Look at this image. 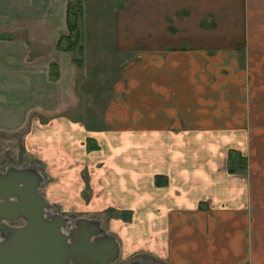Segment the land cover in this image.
Wrapping results in <instances>:
<instances>
[{"label":"crops","instance_id":"obj_1","mask_svg":"<svg viewBox=\"0 0 264 264\" xmlns=\"http://www.w3.org/2000/svg\"><path fill=\"white\" fill-rule=\"evenodd\" d=\"M82 1L77 62L68 0H0V127L43 194L122 259L264 264V0Z\"/></svg>","mask_w":264,"mask_h":264},{"label":"water","instance_id":"obj_2","mask_svg":"<svg viewBox=\"0 0 264 264\" xmlns=\"http://www.w3.org/2000/svg\"><path fill=\"white\" fill-rule=\"evenodd\" d=\"M35 162L0 169V264H116L118 241L99 216L51 210L39 189L45 175ZM144 261L132 255L122 264Z\"/></svg>","mask_w":264,"mask_h":264},{"label":"rangeland","instance_id":"obj_3","mask_svg":"<svg viewBox=\"0 0 264 264\" xmlns=\"http://www.w3.org/2000/svg\"><path fill=\"white\" fill-rule=\"evenodd\" d=\"M89 70H92L91 72L95 71L92 69L91 66H90ZM102 77H104V75ZM84 97H85L84 99L88 102L87 96L85 95ZM91 97H93V95H91ZM98 108H100V107H98ZM31 122H28L27 124H30ZM29 129H30L29 125H27V127L23 128V129H17V130H15V129L14 130H8V129L4 130V129H1V127H0V144H2L3 147H5L7 150L10 151V154H9L10 157L17 158L19 160V162H20V160H22L25 157V155L31 153V152L29 153V150L32 149V144L27 145V149H28L27 152L24 151V149L22 148L24 146L23 141L25 139L26 132ZM22 142H23V144H22ZM41 165H42V168H41ZM41 165L39 167L41 169H43L42 172L45 175L44 181H46V182H43L42 187H45V185H47L49 181H53L55 179H58V177H55V176L51 177V176H49V174L46 173V171L48 170V164H45V162H44V164L41 163ZM50 202L53 204V207L51 208L52 211H59V212L64 213V214H67L70 212V211H68L69 210L68 208L64 207V202L62 199H58V200H54V201L50 200ZM123 259L119 258V260H117L116 264H122Z\"/></svg>","mask_w":264,"mask_h":264},{"label":"trees","instance_id":"obj_4","mask_svg":"<svg viewBox=\"0 0 264 264\" xmlns=\"http://www.w3.org/2000/svg\"><path fill=\"white\" fill-rule=\"evenodd\" d=\"M83 13H84V9H83L82 0H68L67 9H66V22H67L68 32L62 35L60 37V41H58V46L60 48L77 52L76 57H74V59L77 62H81L83 60V54H84V48L81 42L82 33L80 26ZM55 72H52V75L56 76L57 73ZM94 146H96L95 142L91 143L90 139H88V147H94Z\"/></svg>","mask_w":264,"mask_h":264},{"label":"flooded vegetation","instance_id":"obj_5","mask_svg":"<svg viewBox=\"0 0 264 264\" xmlns=\"http://www.w3.org/2000/svg\"><path fill=\"white\" fill-rule=\"evenodd\" d=\"M0 153H2L1 156H0V169H5L6 164L8 162H11V163L16 164V165H21V164H24V163H27V162H31V161H34L35 162V160H33L34 157L31 154L25 155V157L22 160H20V162H19V160L17 158H14V157H10L9 156L10 151L7 150L5 147L2 148V150H1ZM37 163H36L37 165H39V166L41 165V163L39 161H37ZM41 171H42V169H41ZM44 182H46V181H44ZM41 187H42V184L39 186V189L42 192ZM7 222L8 223H12V224H19V223H21V221H10V220L7 221ZM140 256L142 257V259L145 260L142 264H153V263L156 264L155 262H153L151 259L145 257L144 255H140Z\"/></svg>","mask_w":264,"mask_h":264}]
</instances>
